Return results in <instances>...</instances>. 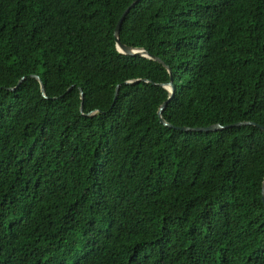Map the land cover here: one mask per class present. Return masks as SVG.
<instances>
[{"label":"trees","instance_id":"obj_1","mask_svg":"<svg viewBox=\"0 0 264 264\" xmlns=\"http://www.w3.org/2000/svg\"><path fill=\"white\" fill-rule=\"evenodd\" d=\"M132 1L0 0V264H264V131L157 116L264 125V0Z\"/></svg>","mask_w":264,"mask_h":264},{"label":"water","instance_id":"obj_2","mask_svg":"<svg viewBox=\"0 0 264 264\" xmlns=\"http://www.w3.org/2000/svg\"><path fill=\"white\" fill-rule=\"evenodd\" d=\"M139 0H133L125 9L124 11L122 12V14L120 15L116 25H115V28H114V32H113V35H114V38H115V42H116V46H117V49L123 53V54H127V55H139V56H143V57H148V58H152L156 61H158L159 63H161L162 65H164L167 70L170 72V67L164 63V61L149 53L145 48L143 47H133V46H129V45H126L124 43H122L120 41V38H119V31H120V27H121V23L123 21V19L125 18V16L127 15V13L129 12V10L134 7V5L138 2ZM32 77H34L35 79H37L40 83V89H41V93L44 97H46V94H45V89H44V85L40 79V77L36 74H31ZM24 77H21L18 82H17V85H19L22 81H23ZM139 79H135V80H127L125 81V83H132V82H135V81H138ZM148 81V80H146ZM160 85L162 87H164L165 89H167L168 91V96H167V99L165 101H163L160 106L158 107V110H157V116H158V119L159 121L163 124V125H166L168 127H174V128H177V129H180V130H183V131H204V132H208V131H216V130H221V129H225V128H228V127H232V126H240V125H246V124H249V125H254V126H257L259 127L262 131H264V125H261V124H258V123H255L253 121H247V120H243V121H238V122H234V123H231V124H226V125H222V124H219V123H214V124H210L208 126H197V127H188V126H175L171 123H169L166 119L163 118L162 116V112L163 110L166 108L167 106V103L168 101L173 97V94H174V85H173V81H172V78H170V80L166 83H160ZM16 87V86H15ZM15 87H10V89H14ZM119 87L120 85L118 84L116 86V89H115V94H114V99L116 98L117 94H118V90H119ZM81 95H82V92H81ZM80 111L81 113H83L82 111V107H80ZM93 113V111L91 112H88V113H83L85 115H91ZM261 200L264 204V177H263V180H262V185H261Z\"/></svg>","mask_w":264,"mask_h":264}]
</instances>
